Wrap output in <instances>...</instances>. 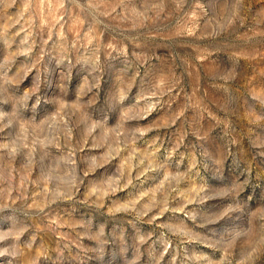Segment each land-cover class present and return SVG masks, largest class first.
<instances>
[{"label": "rangeland", "instance_id": "1", "mask_svg": "<svg viewBox=\"0 0 264 264\" xmlns=\"http://www.w3.org/2000/svg\"><path fill=\"white\" fill-rule=\"evenodd\" d=\"M0 264H264V0H0Z\"/></svg>", "mask_w": 264, "mask_h": 264}]
</instances>
